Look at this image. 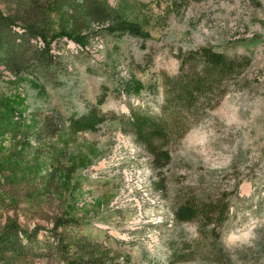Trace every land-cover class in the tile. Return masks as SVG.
<instances>
[{
    "label": "rangeland",
    "instance_id": "rangeland-1",
    "mask_svg": "<svg viewBox=\"0 0 264 264\" xmlns=\"http://www.w3.org/2000/svg\"><path fill=\"white\" fill-rule=\"evenodd\" d=\"M143 1L146 36L94 20L82 28L85 43L65 36L52 42L57 67L47 75L13 73L0 61V110L15 104L0 113V225L15 218L26 228L40 225L43 236L54 217L71 214L79 219L75 230L107 247L109 264H264V227L253 247L229 249L221 239L250 218L264 220V0ZM13 3L0 0V7ZM199 45L249 62L214 107L171 138L169 161L155 167L135 136L110 118L132 106L158 111L163 78L177 71L182 51ZM93 105L107 117L97 129L68 145L61 134L35 138L37 112L67 116ZM187 201L214 210L181 219L176 210ZM0 260L65 264L10 253Z\"/></svg>",
    "mask_w": 264,
    "mask_h": 264
},
{
    "label": "trees",
    "instance_id": "trees-1",
    "mask_svg": "<svg viewBox=\"0 0 264 264\" xmlns=\"http://www.w3.org/2000/svg\"><path fill=\"white\" fill-rule=\"evenodd\" d=\"M12 1V0H11ZM7 11L0 7V61L13 73L30 68L47 75L56 66L51 52L52 42L67 37L79 43L88 40L82 28L91 21H109L110 31H127L146 36L144 23L148 16L143 0H14ZM63 22L56 23L57 17ZM39 38L41 45L33 42ZM246 56L228 54L211 45H199L181 52L177 71L163 78V103L158 111L130 107L127 113L115 114L124 132L132 133L150 153L152 164L163 167L170 159L168 144L171 138L181 136L187 126L214 107L226 91V83L248 64ZM14 103L3 105L2 115L14 111ZM1 118V116H0ZM34 136L38 141L63 136V143L74 141L78 133L95 130L107 120L106 113L96 105L83 112L64 116L54 110L37 112ZM12 119L11 125H16ZM186 124V127H185ZM1 131V128H0ZM212 206H217L214 202ZM227 205L215 210L223 216ZM198 207L189 201L179 205L176 214L181 219H192L198 214L207 216L214 208ZM79 219L71 214L54 217L40 236V225L23 227L15 218L0 225V255L10 253L18 257L51 256L65 264H109L112 255L99 240L75 230ZM202 225V224H200ZM205 225V224H203ZM214 225L211 229H214ZM0 264H15L0 260Z\"/></svg>",
    "mask_w": 264,
    "mask_h": 264
},
{
    "label": "clouds",
    "instance_id": "clouds-1",
    "mask_svg": "<svg viewBox=\"0 0 264 264\" xmlns=\"http://www.w3.org/2000/svg\"><path fill=\"white\" fill-rule=\"evenodd\" d=\"M197 143L203 142V138H197ZM264 227V220L250 218L234 230H229L222 237V242L226 248L232 249L236 247H253L257 239V229ZM195 232V228L189 229Z\"/></svg>",
    "mask_w": 264,
    "mask_h": 264
}]
</instances>
